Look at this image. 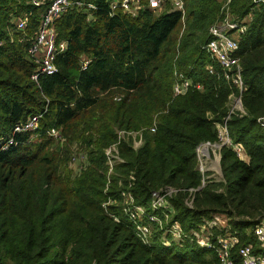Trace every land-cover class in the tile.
Segmentation results:
<instances>
[{
  "label": "trees",
  "instance_id": "1",
  "mask_svg": "<svg viewBox=\"0 0 264 264\" xmlns=\"http://www.w3.org/2000/svg\"><path fill=\"white\" fill-rule=\"evenodd\" d=\"M37 1L42 5L0 0V264H218L214 248L188 236L214 215L228 220L240 244H255L251 231L264 221V0L230 4L233 18L253 14L235 53L244 114L230 115L238 90L202 50L209 28L222 18L219 0H183L182 32L178 12L109 16L106 0H84L96 11L73 8L55 21L66 49L54 60L55 73L34 80L39 64L29 49L50 0ZM23 18L26 27L19 31L16 22ZM176 73L202 91L174 97ZM39 114L36 132L15 134V143L3 149L16 125ZM226 117L228 135L248 162L222 147L221 179L194 192L189 208L188 190L201 184L196 149L215 142ZM51 128L60 142L46 134ZM119 131H140L139 147L118 141ZM115 144L122 162L108 178L105 151ZM76 146L86 157L71 170ZM165 187L179 190L171 203L172 222L187 235L181 247L163 246L157 229L143 244L120 209L106 206L123 190L146 207L151 193Z\"/></svg>",
  "mask_w": 264,
  "mask_h": 264
},
{
  "label": "built area",
  "instance_id": "2",
  "mask_svg": "<svg viewBox=\"0 0 264 264\" xmlns=\"http://www.w3.org/2000/svg\"><path fill=\"white\" fill-rule=\"evenodd\" d=\"M219 2L221 3L220 13L222 18L209 28L208 41L203 45L202 50L213 62L220 66L224 79L231 82L238 90L239 96H235L231 100L234 106L230 110L229 115L234 112L244 114L240 98L244 90L241 76L242 69L235 53L238 49L239 41L245 34L253 18V14L250 12L243 18H233L230 15V4L232 0H219ZM31 3L35 7L42 5V2L37 0H32ZM253 3L259 6L263 1L253 0ZM106 4L109 16L122 13L135 18L146 9L151 11L155 16H159L164 12H178L181 15V24L184 26L185 5L183 0H106ZM73 8L81 10L84 14H90L97 9L95 4L86 3L84 0H50L48 3L47 9L37 25L34 42L29 49L31 58L39 64L38 71L33 76L34 80L37 79L39 74L51 75L56 72L54 60L56 56L64 53L66 42L57 40L54 23L64 13ZM26 21L27 19L25 18L18 20L16 22L17 30H24ZM87 63V61L83 60L81 68L84 69ZM208 72L214 74L211 67H208ZM174 75L175 79L172 84L174 97L183 96L192 88L197 91H202L200 84L194 85L190 79L180 73ZM228 117L225 118L222 124L217 126L215 142L203 143L196 149L197 171L201 176V184L197 189L188 190V197L185 199V204L189 208L192 207V194L201 190L210 179L208 177L209 170L205 169L204 166V158L208 157L206 155L208 149L220 151L222 147H227L234 152L239 160L245 163L248 162L244 148L233 143L228 135L226 124ZM41 118V114L34 115L16 125L13 129L12 137L8 139L3 149L15 143L13 137L15 134L36 132L39 129ZM259 123L264 129V117L259 120ZM151 132H154L153 128H151ZM122 133L126 134V132ZM46 134L55 141L60 142L62 140L59 131L55 128L49 129L46 131ZM127 134L133 137V146L136 148L141 143V138L139 137L136 140L135 136H133L134 133ZM115 149L116 144L105 151L110 170H112L110 156L112 152L116 151ZM178 193L179 190L170 187L154 191L151 193L149 205L145 207L137 205L131 193L121 191L119 195V200H121V214L132 224L137 238L143 244H150L153 231L157 229V231H160L159 240L163 246L169 247L176 245L181 247L183 245L187 235L177 222H172L175 216V209L171 200ZM108 201L109 203H116L113 200ZM109 216L114 221H119V217L113 213H109ZM188 236L199 247L214 248L217 254L218 264H236L232 258V250L234 247L236 248L235 255L239 259V264H264V221L251 231V237L255 244H240V239L236 232L231 231V225L228 220L219 215H214L211 219L204 220L200 227L197 230H192ZM213 236H215V241L211 239Z\"/></svg>",
  "mask_w": 264,
  "mask_h": 264
},
{
  "label": "rangeland",
  "instance_id": "3",
  "mask_svg": "<svg viewBox=\"0 0 264 264\" xmlns=\"http://www.w3.org/2000/svg\"><path fill=\"white\" fill-rule=\"evenodd\" d=\"M182 31H183V25H182V28H181L180 32H182ZM233 106H234L233 102H230V110H232ZM133 136H135V139L138 140L139 137L141 138V132L140 131L139 132H135ZM129 140L132 141V145H133V137L132 136H128L127 133L124 134L121 131L118 132V141L129 142ZM53 141H55V140H53ZM139 145L140 144H138L137 147ZM115 150L116 151L112 152V154L110 156V166H112V168L117 163H121L122 162V160L120 159V157L118 156V153H117L118 152L117 151V146H116ZM218 152H220V151L208 149L207 152H206V155H208V157L204 158L205 169L209 170L208 171V177L210 179H214L215 181H218V180L221 179L220 165H219V153ZM82 153H84V150L81 147H79V146L71 148L70 154H71L72 159H71V162H70V165H69L71 170H76L77 166H79L80 164H83L85 154H82ZM112 170H110V169L108 170V172H107V177L108 178H110L111 175L114 174V172ZM108 186H109V183L106 184V190H107ZM106 203H107L106 206L110 205V206L118 207L117 209H121V200L117 201L116 203H109V201H107ZM221 217H224V216H221Z\"/></svg>",
  "mask_w": 264,
  "mask_h": 264
}]
</instances>
